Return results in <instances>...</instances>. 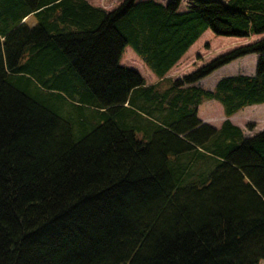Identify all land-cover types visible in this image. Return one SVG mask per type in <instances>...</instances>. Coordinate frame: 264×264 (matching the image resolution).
I'll return each instance as SVG.
<instances>
[{"label":"trees","instance_id":"obj_1","mask_svg":"<svg viewBox=\"0 0 264 264\" xmlns=\"http://www.w3.org/2000/svg\"><path fill=\"white\" fill-rule=\"evenodd\" d=\"M180 3L0 0V264L264 260V129L228 118L264 103V36L166 76L206 29L264 33V0ZM247 54L252 74L195 84Z\"/></svg>","mask_w":264,"mask_h":264},{"label":"rangeland","instance_id":"obj_2","mask_svg":"<svg viewBox=\"0 0 264 264\" xmlns=\"http://www.w3.org/2000/svg\"><path fill=\"white\" fill-rule=\"evenodd\" d=\"M92 4L113 8L119 0H89ZM165 2L166 0H158ZM188 0H181L180 8L186 6ZM200 38V41L193 47L189 46L180 59L170 68L166 76L176 78L187 74L204 62L208 61L218 53L228 50L234 46L248 43L264 36V33L252 34L250 36H225L216 35L210 29ZM205 31V32H206ZM124 65L137 69L144 77L146 82H156L157 77L136 55L130 46H126L122 53L121 62ZM256 63V54H247L215 69L205 78V85H213L217 79L223 75L244 73L252 74ZM214 86V85H213ZM202 104L197 112L198 116L218 127L221 121L226 118L221 103L215 99L202 100ZM233 123L238 124L245 132L254 133L264 129V103L247 105L228 117ZM251 123V126L248 124ZM264 264V260L260 261Z\"/></svg>","mask_w":264,"mask_h":264},{"label":"crops","instance_id":"obj_3","mask_svg":"<svg viewBox=\"0 0 264 264\" xmlns=\"http://www.w3.org/2000/svg\"><path fill=\"white\" fill-rule=\"evenodd\" d=\"M206 30H208V29H206ZM206 30H205V31H206ZM205 31L202 32V34H201V35H200V36H199V37H198V38H197V39H196V40H195L190 46L193 47L196 43H198V42L200 41V38L203 37V35L207 33V31H206V32H205ZM120 62H121V60H120ZM121 64H122V63H121ZM123 65H124V64H123ZM169 70H170V69H169ZM223 76H225V75H223ZM221 77H222V76H221ZM219 78H220V77H219ZM219 78H218V79H219ZM205 79H206V78L203 77V78H201L200 80H198L195 84H198L199 86H201V87H203V88L211 89V88L213 87V85L216 83V82H215L213 85H210V86H209V85H205V83H207V82L205 81ZM218 79H217V80H218ZM146 83H147V84H152V83H154V82H146ZM201 104H202V103H199V104H198V106H197V112H198L199 107H200ZM197 116H198V114H197ZM198 117H199V119H201L203 122H207V121H205L204 118H202L203 116H202V117L198 116ZM208 123H209V122H208ZM237 125H238V124H237ZM243 131H244V130H243ZM244 133H245V132H244ZM251 134H252V133H248L247 135H251Z\"/></svg>","mask_w":264,"mask_h":264}]
</instances>
